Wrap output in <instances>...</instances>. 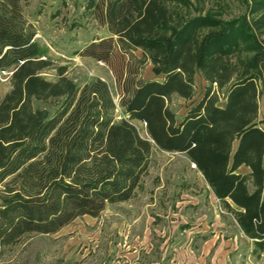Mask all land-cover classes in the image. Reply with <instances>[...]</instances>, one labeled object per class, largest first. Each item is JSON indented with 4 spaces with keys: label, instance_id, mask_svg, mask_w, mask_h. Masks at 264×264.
<instances>
[{
    "label": "trees",
    "instance_id": "trees-1",
    "mask_svg": "<svg viewBox=\"0 0 264 264\" xmlns=\"http://www.w3.org/2000/svg\"><path fill=\"white\" fill-rule=\"evenodd\" d=\"M173 1L171 8L165 0H104L109 36L76 53L110 67L115 101L100 77L79 85L65 66L56 80L43 77L49 48L19 0H0V71L11 70L0 100V184L11 178L0 191V257L24 234L56 233L131 198L155 147L185 154L251 252H264V19L188 15L179 10L188 0ZM250 6L254 12L264 0ZM236 50L245 52L240 66ZM148 63L155 77L145 79ZM197 72L205 90L177 119L169 101L193 97ZM50 98H61L52 111L38 103Z\"/></svg>",
    "mask_w": 264,
    "mask_h": 264
},
{
    "label": "rangeland",
    "instance_id": "rangeland-1",
    "mask_svg": "<svg viewBox=\"0 0 264 264\" xmlns=\"http://www.w3.org/2000/svg\"><path fill=\"white\" fill-rule=\"evenodd\" d=\"M19 1L24 17L36 29V38L49 48L51 65L40 74L56 80L58 66H65V75L79 85L100 77L118 101L110 67L76 53L91 40L109 36L104 0ZM165 1L176 7L173 0ZM188 1L189 5L179 8L188 15L212 12L224 20L242 14L251 21L264 19V7L252 12V0ZM262 33L260 38L264 28ZM244 54L236 50L232 61L240 66ZM10 75L11 70L0 71V100L11 87ZM153 77L148 63L143 78ZM206 85L197 72L192 98L171 97L169 106L177 119L202 96ZM223 100L224 90L220 92ZM60 102L61 98H50L38 103L52 111ZM121 115L118 109L117 118ZM259 118L264 120V93L259 98ZM133 123L145 133L141 122ZM10 179L0 184V191L10 186L6 184ZM251 248L202 171L185 154L155 147L131 198L108 204L98 216L77 217L56 233L22 235L5 249L0 264H264V252L256 255Z\"/></svg>",
    "mask_w": 264,
    "mask_h": 264
}]
</instances>
